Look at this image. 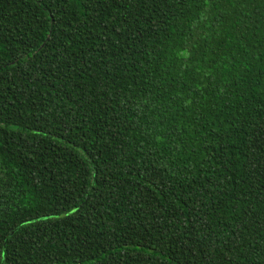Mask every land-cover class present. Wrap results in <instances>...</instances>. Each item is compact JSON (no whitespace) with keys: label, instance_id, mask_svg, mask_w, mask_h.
I'll return each mask as SVG.
<instances>
[{"label":"trees","instance_id":"trees-1","mask_svg":"<svg viewBox=\"0 0 264 264\" xmlns=\"http://www.w3.org/2000/svg\"><path fill=\"white\" fill-rule=\"evenodd\" d=\"M0 264H264V0H0Z\"/></svg>","mask_w":264,"mask_h":264}]
</instances>
